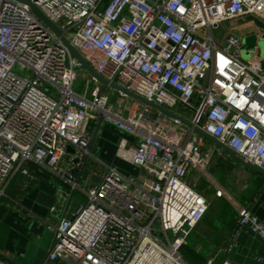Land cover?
Here are the masks:
<instances>
[{
	"label": "built area",
	"instance_id": "built-area-1",
	"mask_svg": "<svg viewBox=\"0 0 264 264\" xmlns=\"http://www.w3.org/2000/svg\"><path fill=\"white\" fill-rule=\"evenodd\" d=\"M31 2L97 74L169 110L186 105L192 110L187 121L264 171V30L246 51L243 36L228 32L216 41L211 31L243 15L264 22V0ZM99 86L28 4L0 0V195L8 177H29L37 166L75 189L62 156L81 162L89 154L91 121L110 123L134 136V147L125 149L121 139L118 150L141 176L108 166L86 201L50 224L52 241L39 264H190L180 248L210 201L186 182L191 169L206 170L203 136ZM243 228L264 242V222L242 208L225 251Z\"/></svg>",
	"mask_w": 264,
	"mask_h": 264
},
{
	"label": "crops",
	"instance_id": "crops-1",
	"mask_svg": "<svg viewBox=\"0 0 264 264\" xmlns=\"http://www.w3.org/2000/svg\"><path fill=\"white\" fill-rule=\"evenodd\" d=\"M90 126L93 135L89 157L83 156L78 162L70 155H64L60 160L65 171L76 178L75 189L45 167H32L29 177L19 172L8 177L3 186L4 194L0 195V260L5 264H39L52 241L50 224L85 202V192L102 179L108 166H113L124 175L141 176V170L122 158V151L118 150L121 139L125 142V149L134 147L133 135L120 133L115 126L103 121H91ZM200 149L208 158L206 170L201 174L196 168L191 169L186 182L211 202L214 188H220L225 198H215L214 208L208 207L188 235L186 244L180 248L182 257L190 264H205L208 259L211 264L223 261L264 264V242L247 228L241 230L231 251L224 250V242L239 209L249 208L264 222V175L247 167L240 171V176L229 189L220 184L216 175L224 151L205 137ZM88 159L91 161H86ZM88 162L97 170L88 169ZM53 205L55 209L50 211ZM257 256L262 260L256 259ZM50 264L59 262L52 261Z\"/></svg>",
	"mask_w": 264,
	"mask_h": 264
},
{
	"label": "water",
	"instance_id": "water-1",
	"mask_svg": "<svg viewBox=\"0 0 264 264\" xmlns=\"http://www.w3.org/2000/svg\"><path fill=\"white\" fill-rule=\"evenodd\" d=\"M12 1H15L17 3L21 2V3L28 4V6L31 8V11L33 12V14L36 17H38L44 24H46L54 33H56L60 37L61 41H63V43L65 44L67 51L70 54V56L71 57L73 56V57L78 59L79 67L82 68L83 70H85L89 75L94 76L97 79V81L100 83L98 91L102 90L105 86H107V87L109 86L110 88L115 89L116 91H119V92L123 93L124 95L126 94V95L138 100L140 103L148 105V106L158 110L159 112L161 111L163 114H165L168 117H172L175 119L178 118L183 124H186L189 127L193 126L189 121H187L185 118L180 116L178 113L176 114V113L172 112L171 110L167 109L166 107H163L161 105L159 106L155 102L150 101V100L144 98L143 96L141 97V96L137 95L136 93L122 87L121 85L114 83V82H111L109 80H106L101 75L97 74L95 72V70L85 61V59L82 58V56L79 54V52L70 44V42L67 41L66 38H64V36L62 35V30L56 24H53L41 12V10L38 7H35L32 4L31 0H12ZM255 42H256V36L254 33L244 34V36L242 38V43L244 44L243 51H246L247 49H252L253 46L255 45ZM259 45L264 46V33L261 35ZM262 53L264 55V49H263ZM250 55H251V53L250 54L244 53L245 57H249ZM209 73L210 72H208V70L205 71V76H204L203 81H202L203 85H205L207 83ZM193 128L199 134H201L203 137H205L207 140L213 142L217 147L222 149L228 157H232L233 159L237 160L242 165H244L246 168L248 167L250 170L261 173L264 175V171L262 169H260L259 167H257L253 163H251L250 161L246 160L244 157H241L239 154L235 153L233 150H231L230 148H228L227 146H225L224 144H222L221 142L216 140L213 136L211 137L210 135H208L206 132H204L198 126L194 125ZM65 150H66V152H68L71 155L76 154V149L73 146H71L70 144L66 145ZM74 161H77V157H75ZM0 255H2V254H0ZM5 259L7 261L10 260L6 257H5Z\"/></svg>",
	"mask_w": 264,
	"mask_h": 264
},
{
	"label": "rangeland",
	"instance_id": "rangeland-1",
	"mask_svg": "<svg viewBox=\"0 0 264 264\" xmlns=\"http://www.w3.org/2000/svg\"><path fill=\"white\" fill-rule=\"evenodd\" d=\"M262 30H264V22L262 20L256 19L251 15H243V17L237 19H228L226 21H223L220 24L214 26L211 31L214 39L216 41H220L224 38V36H226L228 32H232L237 36H244V34L249 33H261ZM81 82L82 81L77 80V84H80ZM113 91L115 98V96H117L119 92L115 89H113ZM171 111L180 114V116L185 119H189L192 110L184 104L177 103L176 106L171 108ZM86 157H89V155ZM86 161L91 160L88 159ZM220 161L221 164H219L218 166L219 170L216 172V175L220 179V184H224L227 186V188L230 189L236 179L240 176V171L246 170V167L232 157L225 156V154H222V156H220ZM87 168L91 171L93 169L94 171L97 170V167L91 166L89 162L87 164ZM213 192V201H209L210 208H214V205L216 203L215 198L218 197L220 199L224 197L223 192L220 188H214Z\"/></svg>",
	"mask_w": 264,
	"mask_h": 264
}]
</instances>
